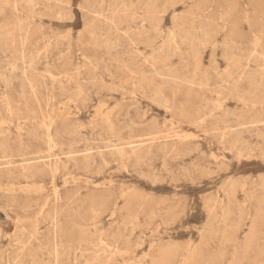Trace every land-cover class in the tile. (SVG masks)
<instances>
[{
  "label": "rangeland",
  "instance_id": "374dc122",
  "mask_svg": "<svg viewBox=\"0 0 264 264\" xmlns=\"http://www.w3.org/2000/svg\"><path fill=\"white\" fill-rule=\"evenodd\" d=\"M0 264H264V0H0Z\"/></svg>",
  "mask_w": 264,
  "mask_h": 264
},
{
  "label": "bare ground",
  "instance_id": "6f19581e",
  "mask_svg": "<svg viewBox=\"0 0 264 264\" xmlns=\"http://www.w3.org/2000/svg\"><path fill=\"white\" fill-rule=\"evenodd\" d=\"M86 11V10H85ZM76 70V69H75ZM54 80V79H53ZM221 106V105H220ZM42 111V110H41ZM102 150V149H101ZM75 155V154H74ZM241 173V172H240Z\"/></svg>",
  "mask_w": 264,
  "mask_h": 264
}]
</instances>
